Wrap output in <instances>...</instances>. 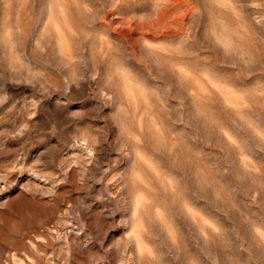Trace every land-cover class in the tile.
Listing matches in <instances>:
<instances>
[{"label": "rangeland", "instance_id": "1", "mask_svg": "<svg viewBox=\"0 0 264 264\" xmlns=\"http://www.w3.org/2000/svg\"><path fill=\"white\" fill-rule=\"evenodd\" d=\"M0 264H264V0H0Z\"/></svg>", "mask_w": 264, "mask_h": 264}]
</instances>
